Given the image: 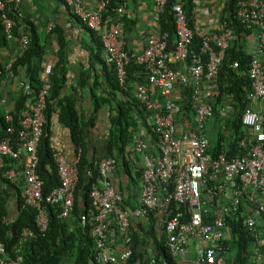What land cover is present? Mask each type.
Returning a JSON list of instances; mask_svg holds the SVG:
<instances>
[{
  "label": "built area",
  "instance_id": "obj_1",
  "mask_svg": "<svg viewBox=\"0 0 264 264\" xmlns=\"http://www.w3.org/2000/svg\"><path fill=\"white\" fill-rule=\"evenodd\" d=\"M23 0H0V13L8 37L16 26L9 17L7 7L23 14ZM66 7L103 43L106 62L113 66L119 83L124 86L127 66L136 62L143 66L147 83L137 85L134 96L148 112L147 122L159 136V156L148 154L149 141L142 135L135 137L134 149L146 155L141 172L142 190L139 204L134 209L124 208L123 194L107 183L115 170V162L106 157L100 160L101 178L90 191L91 210L80 217L83 228L91 226L90 235L95 245L94 264H143L131 261V218L148 221L152 215L157 220L156 231L164 233L171 256L180 264H225V251L218 247L228 236L229 219L242 220L245 228L253 233L264 222V0H240L238 18L243 25L255 29L256 52H250L253 60L249 68L252 91L248 99L261 110L249 109L243 117V133L240 145L245 154L232 160L225 156L215 158L206 125L215 116L214 106L208 98L214 92L202 93L209 84L217 90V77L222 61L231 42L236 39L234 30L223 25L219 33H196L184 11V0H175L177 41L174 51L168 50V34L157 33L147 40L142 53L125 47L123 24L124 10L118 8L119 18L114 29L107 30L103 15L108 12L109 0H98L94 9H88L84 0H65ZM168 0H153V12L160 17ZM195 36L202 39L201 52L192 48ZM23 49L29 44L27 35L21 39ZM237 67V64L235 65ZM7 69H11L8 64ZM195 85L192 96L193 117L189 119L180 104L181 98L173 99L176 87ZM45 86L32 111H26L18 122L16 143L10 136L0 138V170L7 159L18 162L22 170L10 168L4 174L10 180L23 179L25 191L23 208L38 211L39 232L49 228L47 207L62 204L61 218L67 219L73 212L79 182L78 164L82 149H78L76 161L55 152L61 185L49 195L43 192L44 182L37 173L38 146L45 136L46 91ZM156 95L163 98L156 99ZM229 109L222 108L223 119L229 117ZM13 121L11 116L7 117ZM7 132L14 133L11 125ZM101 186H100V185ZM172 204L183 205V211L170 208ZM8 222L12 219L8 218ZM21 241L35 239L31 229L21 233ZM123 237L124 250H116L118 238ZM120 242V243H121ZM152 248H150L151 250ZM195 259H190V252ZM20 249L14 258L6 256V247L0 235V264H20ZM151 254V251L149 252ZM255 264H264V255L257 251ZM147 264H155L152 259Z\"/></svg>",
  "mask_w": 264,
  "mask_h": 264
},
{
  "label": "trees",
  "instance_id": "obj_2",
  "mask_svg": "<svg viewBox=\"0 0 264 264\" xmlns=\"http://www.w3.org/2000/svg\"><path fill=\"white\" fill-rule=\"evenodd\" d=\"M239 1L226 0L222 10L221 22L234 30L236 39L231 43L222 61L217 79V94L208 98L215 109L214 119L208 125L210 145L215 158L223 155L227 160L245 154L240 145L244 137L243 117L249 109H256L254 103L248 99V95L252 91L249 68L253 55L249 53V46L253 30L241 24L237 17ZM58 2L66 5L65 0H58ZM174 3L175 0H168L164 13L159 17L160 32L168 34L169 51L175 50L177 41L175 14L173 13ZM121 5H123V0H109L108 12L103 15V22L116 17L117 10ZM183 7L190 27L193 29L194 0H184ZM7 8V13L9 17L15 20L16 26L12 30V37L9 38L0 13V78L8 75L13 78L20 77L22 73L24 81L22 92L13 110L8 113L0 109V138L10 136L12 141L16 143L18 122L23 118L26 111L34 109L40 93L45 91L46 85H50V89L45 92L47 121L45 136L38 146L39 164L37 168V173L44 182L43 192L45 196L61 185L58 166L54 158L55 151L52 149L47 136V123L50 122L57 108L60 121L70 128L74 143L78 148H82L83 152L78 164L79 182L73 212L67 219H63L61 218V203L48 205L50 223L45 233L39 232L38 211L31 207L23 208L24 200L21 190L23 179L10 180L4 176L10 168H18L19 170L23 168L19 167V163L14 160H6L5 167L0 170V235L6 247V256L14 258L17 249H20V255L23 258L20 264H94L95 245L90 235L91 226L88 225V227L83 228L80 224V217L91 210L90 191L95 184L99 183L101 178L100 161L88 157V150H86L84 143L85 127L94 124L95 117L79 118L75 110V101L71 97L59 100L58 106H54V101L59 98L66 85L64 67L67 40L65 31L57 25L48 33L57 41L58 61L50 73L45 76L42 71H44L43 63L46 49L43 44L44 38L40 35V29L43 28L46 31L49 20L36 23L33 20L35 15L29 14L28 11L25 12L22 7L20 12L23 14V18L19 17L18 11ZM70 15L77 18L71 12ZM121 21L122 24L128 22L125 17ZM23 29H27V33H23ZM23 35H27L29 38V44L25 49L21 43ZM98 43L103 48L100 38ZM201 47L202 39L195 36L192 48L200 53ZM5 51L10 52L7 58L3 57ZM8 64H11L10 70L7 69ZM236 64L237 67H235ZM111 71L108 74L110 95L107 98L94 97L95 111L103 107L109 108L110 128L108 135L110 140L107 157L115 162L119 171L130 176L133 185H137L139 180L132 173L134 161L127 157L128 148L134 146L136 136L145 133L142 138L147 140L148 137L151 141L148 154L157 157L159 156L161 141L147 122L148 112L142 109L135 96L129 95L126 101L117 100L116 92L118 90L123 91L125 88L132 89L134 85L136 87V85L146 84L147 75L143 66L131 62L127 66V79L122 87L115 68ZM180 88L183 91L180 104L185 115L192 119L194 110L192 96L195 85L191 83L187 87L181 86ZM225 107H231L232 111L229 118L224 121L225 129H223L220 111ZM8 116L13 118L12 122L7 120ZM11 125L14 127V133L9 134L7 130ZM120 189L122 192L124 191L123 187ZM16 195L20 198L19 213L16 217L11 218L8 213L9 198ZM123 206L126 209H134L129 200L124 201ZM170 208L175 211H183L185 206L172 204ZM152 217L151 215L148 221L134 220L131 223L132 229L129 233L131 243L126 246L133 250L131 261L147 264L154 259L155 264H180L171 256L164 233L159 234L156 231L157 220ZM8 218L12 221H5ZM228 221L230 236H227L218 246L224 249L227 263L255 264L256 252L259 251L264 255V222H261V225H258L256 230L251 233L243 226L241 219L232 218ZM25 229L35 231L37 237L22 243L20 236ZM150 248L152 249L150 250Z\"/></svg>",
  "mask_w": 264,
  "mask_h": 264
},
{
  "label": "crops",
  "instance_id": "obj_3",
  "mask_svg": "<svg viewBox=\"0 0 264 264\" xmlns=\"http://www.w3.org/2000/svg\"><path fill=\"white\" fill-rule=\"evenodd\" d=\"M225 2L226 0H194L193 30L196 33L211 34L221 32L223 25L228 27L227 24H222L221 22V14ZM84 3L88 9H94L98 0H84ZM21 7L25 12L28 11L29 14L35 15L33 20H35L36 23H43L49 20L46 31H44L43 28L40 29V35L44 38L43 44L46 49L43 63L44 71H42L45 76L50 73L54 64L58 61L57 41L54 37H50L48 33L52 28L57 27V25L65 31L64 33L67 40V46L65 47L66 64L64 67L66 85L61 91L59 98L54 101V106H58L59 100L71 97L75 101V110L79 118L89 119L95 117L94 124L85 127V148L88 150L87 155L90 159L100 161L106 158L108 156V145L110 140L108 135L110 128V112L107 107L95 111L94 97H109L110 87L108 74L112 72L111 70L114 69V67L106 62L104 46L101 48L98 43L99 37L90 31L79 19L71 16L70 9L67 8L66 5L59 3L58 0H23ZM120 7L124 10L121 19L125 17L128 21L127 24H123L122 27L125 47L132 52L142 53L147 46L148 38L160 32L159 16L153 12V0H123V5ZM118 18L119 15L112 19H108L104 23L106 29H114ZM252 30L253 34H255V29ZM27 31V29H23V33H27ZM253 34L250 39L249 53H255L257 48L256 39ZM9 53V51H5L3 57L7 58ZM21 75L22 76L15 78L11 75L0 78L1 110L10 113L15 107L23 87L24 76L22 73ZM135 88L134 85L132 89L125 88L123 91L118 90L116 92L117 100L126 101L129 95H134ZM93 91H95V93H93ZM207 91L214 92L213 96L217 94V90H213L212 87L210 88L209 84L204 85L202 93L205 94ZM182 93V89L176 87L173 92V99H182ZM156 99L162 101L163 98L156 95ZM141 107L144 109L142 105ZM254 107H256L255 110H261L256 103H254ZM225 109L232 111L231 107H225ZM57 110L52 115L50 122L47 123V136L52 149L55 152L62 153L70 163H74L80 147L78 148L74 143L70 128L60 121L59 112ZM228 118L223 119L222 117L223 129H225L224 121ZM213 119L206 125L207 136L208 125ZM141 135L145 136V133ZM147 140L151 144L148 137ZM127 157L134 161L132 173L136 176L137 172H142L143 166L146 163V155L138 154L134 146H132L128 148ZM21 166L22 165L19 164V167ZM136 179L139 180V183L133 185L130 176L127 175V173H123V171H119L117 166H115L114 172L108 176L107 183L120 192H122L120 188L123 187V192H125H122L123 201L129 200L135 208L139 204L142 190L141 176L139 179L136 177ZM21 190L23 197L25 191L24 181ZM19 203L20 198L17 195L9 198L8 213L11 218L18 215ZM134 220H137V218L132 217L131 223ZM229 236L230 234L228 233V237ZM118 242L119 244L116 250L122 252L124 250V245L121 242V237L120 241L118 238ZM195 258V253L193 251L190 252V259ZM225 264H228L227 261Z\"/></svg>",
  "mask_w": 264,
  "mask_h": 264
},
{
  "label": "water",
  "instance_id": "obj_4",
  "mask_svg": "<svg viewBox=\"0 0 264 264\" xmlns=\"http://www.w3.org/2000/svg\"><path fill=\"white\" fill-rule=\"evenodd\" d=\"M141 175H142L141 172H137V173H136V177H137L138 179L140 178Z\"/></svg>",
  "mask_w": 264,
  "mask_h": 264
}]
</instances>
